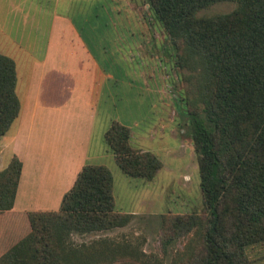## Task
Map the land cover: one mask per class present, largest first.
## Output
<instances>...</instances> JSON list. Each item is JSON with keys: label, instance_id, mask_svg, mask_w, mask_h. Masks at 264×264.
I'll list each match as a JSON object with an SVG mask.
<instances>
[{"label": "trees", "instance_id": "trees-1", "mask_svg": "<svg viewBox=\"0 0 264 264\" xmlns=\"http://www.w3.org/2000/svg\"><path fill=\"white\" fill-rule=\"evenodd\" d=\"M232 2L226 13L198 15ZM194 73L186 100L188 136L196 156L201 210L161 216L160 241L186 237L170 264H254L247 249L264 244V0H146ZM13 60L0 53V136L17 117ZM103 141L123 175L151 180L161 167L130 143V129L110 120ZM21 164L0 170V264H148L137 243L70 235L127 225L114 209L112 178L102 164H83L54 211H10ZM8 230L5 232L3 230ZM8 245V246H7Z\"/></svg>", "mask_w": 264, "mask_h": 264}, {"label": "rangeland", "instance_id": "rangeland-1", "mask_svg": "<svg viewBox=\"0 0 264 264\" xmlns=\"http://www.w3.org/2000/svg\"><path fill=\"white\" fill-rule=\"evenodd\" d=\"M3 1L0 0V5ZM15 1H20L18 9H12L8 15V21L13 20L12 43L5 37L6 45L13 48H0V52L14 57L22 75H27L30 60L43 55L49 23L52 15L58 12L64 13L81 30L100 66L112 75L106 81V88L103 87L97 127L90 143L91 155L95 158L90 163L108 165L104 166L112 178L114 209L136 213L125 226L81 235L72 233L71 241L88 242L99 237L127 240L138 244L148 264H170L186 237L162 244L159 235L161 216L198 213L202 208L196 156L188 136L189 123L185 113L186 100L195 97V75L190 69L178 66L176 56L180 49L171 43L148 9L146 0H56L55 5L52 0ZM234 6L232 2H219L197 14L226 13ZM5 16L0 14L3 20ZM55 54L64 53L57 50ZM143 68L146 72L152 69L159 73L158 80L154 74L152 85L153 92L161 98L155 108H149L147 98L137 95L141 92L136 88L137 75ZM130 82L134 84L131 86ZM48 110L47 106L43 121L50 120ZM112 119L132 131L136 147L147 149L161 162L151 180L130 179L113 164L112 154L101 137V126ZM148 131L156 134L148 137ZM4 251L0 250V253ZM246 251L254 264H264V244L254 245Z\"/></svg>", "mask_w": 264, "mask_h": 264}, {"label": "crops", "instance_id": "crops-1", "mask_svg": "<svg viewBox=\"0 0 264 264\" xmlns=\"http://www.w3.org/2000/svg\"><path fill=\"white\" fill-rule=\"evenodd\" d=\"M52 2L55 5L56 0ZM19 3L4 0L0 5V14L6 15L5 20L0 17V48L3 50L4 47L7 50L13 48L6 45L5 37L11 42L13 20L8 21V15L12 9H18ZM91 29L87 30L90 32ZM57 50L64 54H55ZM13 62L19 111L9 130L0 136V169L6 166L11 156L21 164L10 211H54L81 166L95 164L90 163L95 158L91 155L90 143L97 127L103 87L106 88V81L112 75L100 66L81 30L60 12L52 15L43 55L28 62L26 76ZM154 74L158 80L159 73L152 69L146 72L143 68L137 75L136 88L141 91L137 95L147 98L149 108L157 107L161 99L152 90ZM45 94L49 96L45 97ZM47 106L50 120L43 121ZM108 120L101 126L102 138ZM150 133L148 131L146 135L152 137L156 134ZM132 139L130 131V143L136 147Z\"/></svg>", "mask_w": 264, "mask_h": 264}]
</instances>
